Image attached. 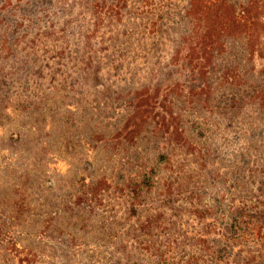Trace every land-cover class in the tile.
Instances as JSON below:
<instances>
[{
  "label": "trees",
  "instance_id": "obj_1",
  "mask_svg": "<svg viewBox=\"0 0 264 264\" xmlns=\"http://www.w3.org/2000/svg\"><path fill=\"white\" fill-rule=\"evenodd\" d=\"M0 127V249L264 264V0H0Z\"/></svg>",
  "mask_w": 264,
  "mask_h": 264
},
{
  "label": "rangeland",
  "instance_id": "obj_2",
  "mask_svg": "<svg viewBox=\"0 0 264 264\" xmlns=\"http://www.w3.org/2000/svg\"><path fill=\"white\" fill-rule=\"evenodd\" d=\"M0 133H2L1 127ZM50 158L51 160L48 164L50 169L63 173L68 171L70 165L66 159L54 155H50ZM11 159L12 156L9 152H0V167ZM7 209L0 207V212ZM19 219L21 223H27L31 229L36 227L38 223L35 216H20ZM186 228L192 231L198 230V233H200L197 235L200 238H193L192 243L203 246L208 244V241L205 240L208 234L205 233L201 224L193 220L186 225ZM19 230L22 231L21 227L16 226L13 230L5 234V239L1 242L0 264H82L86 259L83 253L86 248V240L81 235L70 240L69 237H63L62 239L58 238V236L56 238H50L45 233H41L42 235L39 239L35 240V236H29L28 233L33 230L26 231V233L21 232V237L17 234ZM183 246L186 247L184 249L188 250L191 245L184 244ZM262 252H264V248ZM183 253L186 255L185 250ZM245 253L248 256L252 255L254 248L249 246Z\"/></svg>",
  "mask_w": 264,
  "mask_h": 264
}]
</instances>
